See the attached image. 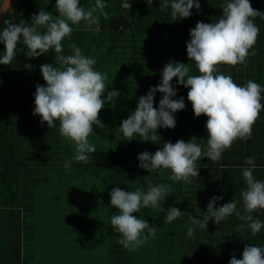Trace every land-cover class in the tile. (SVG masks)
Segmentation results:
<instances>
[{
    "label": "trees",
    "instance_id": "16d2710c",
    "mask_svg": "<svg viewBox=\"0 0 264 264\" xmlns=\"http://www.w3.org/2000/svg\"><path fill=\"white\" fill-rule=\"evenodd\" d=\"M104 2L107 20L99 12L94 13L99 16L98 24L87 26L81 22L74 25L71 40L65 38L62 42L63 54H73L68 45L74 43L83 55L96 59L95 70L107 74V89L102 97L106 102L99 113L104 127L93 125L89 140L97 151L88 164L73 161L71 168L65 170V161L74 156L73 144L59 134L58 122L56 127L49 129L46 123L41 124V117L33 114L36 85L46 86L40 67L46 63L55 66L54 50L29 58L25 55L27 48L21 42L12 64L0 65V264H29L27 249L34 243L36 247L38 243L47 244L36 230L34 219L40 216L39 202L53 190L52 187L56 188L53 192L69 194L74 204L76 194L83 197L87 191L86 198L89 199L81 211L61 217L65 219L64 229L54 227L61 240L57 243L60 252L56 256L64 257L70 263L81 264L80 261L85 260L86 264H229L233 256L242 259L245 245L264 247V227L253 236L248 222L238 219L235 213L218 225L210 220L207 229L196 227L193 236L187 234L192 226L191 217L202 219L214 196L223 197L217 207L235 200L237 210L244 214L240 193L247 188L242 174L248 167L244 163L246 158H255L253 175L264 181V110L253 126L251 139L235 141L218 162L207 157L199 159L196 162L199 177L191 178V183L187 184L169 179L171 170L148 172L141 169L137 159L144 151L154 154L163 143L188 142L192 137H196V142L206 150L207 117L194 115L187 100L189 89L178 85L177 78L172 81L177 90L174 99L183 97L186 106L173 114L175 128H159L157 135L161 139L157 143L144 142L138 136L131 141L125 140L120 130L122 120L134 112L139 98L160 84L167 63L189 64L190 74H200L187 56L190 29L197 22H216L222 16L221 5L226 0H199L198 12L193 8L189 18L176 21L171 18L170 2L168 9L161 11L163 0H153L151 5L146 0H129L130 10L122 8L123 0ZM249 2L254 9L264 12V0ZM94 4L95 0H80V6L86 10ZM11 9L0 20V31L6 19H11L14 24L21 20L30 24L32 16L40 9L58 15L55 0H12ZM254 23L260 29L254 46L256 55L250 56L246 65H220L219 71L232 76L240 86L253 80L264 87V19L256 17ZM3 50L4 45L0 44V56ZM113 90L120 95L108 102L107 92ZM162 95L156 93L154 107H159ZM148 180L153 185H171L173 191L161 205L163 212L149 207L133 213L158 230L154 238H149L138 250L129 252L117 243L122 236L111 226V216L118 214V210L111 206L109 193L115 187L125 191L142 188L147 192ZM169 207H176L185 214L170 224L164 223ZM252 215L264 224V210ZM241 224L243 229L237 231ZM47 229L49 231L46 225L45 231ZM77 235H84L85 242L83 239L75 242ZM90 238H96L102 248L81 245L93 240ZM66 260L63 263H67Z\"/></svg>",
    "mask_w": 264,
    "mask_h": 264
},
{
    "label": "clouds",
    "instance_id": "9594fccd",
    "mask_svg": "<svg viewBox=\"0 0 264 264\" xmlns=\"http://www.w3.org/2000/svg\"><path fill=\"white\" fill-rule=\"evenodd\" d=\"M171 4L172 21L189 18L192 9L200 10L199 0H163L161 11ZM148 5L153 0H146ZM122 8L131 9L129 0H123ZM0 7H7V0H0ZM107 4L104 0H95L94 6L85 9L80 0H55L54 16L51 12L40 9L34 14L31 23L23 20L14 24L11 19L4 20V28L0 31V44L4 45L0 65H10L17 55L18 44L27 48L25 55L29 58L45 55L50 50L55 52V66L43 64L40 71L46 86L37 84L34 93V115L41 117V124L46 123L49 129L59 123V134L73 144L75 152L71 160L64 163L65 170L71 168L73 161L88 164L92 154L97 151L89 137L93 134V125L103 128L99 113L105 106L104 96L107 85V74L95 70L96 59L85 56L74 44L69 43L71 55L63 54V41L71 40L74 28L81 22L87 25L99 23V12L107 20L104 11ZM222 16L216 22H197L190 29V40L186 42L187 56L194 62L199 75L190 74V65L182 62L167 63L161 73V82L150 88L145 96L139 98L134 112L122 120L120 130L125 140L131 141L139 137L144 142L157 143L160 136L159 128L173 129L176 126L174 113L185 109L184 98L174 99L177 90L172 81L188 88L187 100L191 103L194 115L207 117L206 150L192 137L188 142L178 140L175 143H163L154 154L147 151L138 154V167L148 172L159 169L171 170L174 182L191 183V178L199 177L196 162L207 157L218 162L222 154L230 150L237 140L247 141L252 137V129L264 110V87L253 80L244 86L234 82L232 76L219 71L220 65H246L250 56H255V45L260 29L254 23L256 17L264 19V12L254 9L249 0H226L221 5ZM40 29L44 31L41 32ZM162 93L159 107H154L156 93ZM120 93L108 91L106 100L114 101ZM254 157L245 159L248 167L243 169L246 190L240 193L243 201L244 214L237 210V201L216 204L223 197H212L207 205L203 218L191 217L192 226L188 228V236H193L195 228L207 229L213 220L217 225L233 213L238 219L248 222L253 236L259 233L264 224L255 219L252 213L264 210V181L257 180L253 172L256 168ZM148 190L136 188L125 191L115 187L109 193L111 206L118 214L111 216L110 223L122 238L117 241L129 252L136 251L154 238L158 228L149 224L146 219L137 218L133 213L141 208H152L163 212L162 203L173 191L171 185H153L146 181ZM102 202V201H101ZM185 212L176 207H169L164 223H172ZM244 225H238L241 231ZM229 264H264V247L245 245L242 259L233 256Z\"/></svg>",
    "mask_w": 264,
    "mask_h": 264
},
{
    "label": "rangeland",
    "instance_id": "374dc122",
    "mask_svg": "<svg viewBox=\"0 0 264 264\" xmlns=\"http://www.w3.org/2000/svg\"><path fill=\"white\" fill-rule=\"evenodd\" d=\"M89 26V25H87ZM55 187H52L53 190L47 192V195H44L39 202V217H36L34 219L35 221V226L36 230L40 232L43 237L41 238L43 243L47 244H42L38 243L37 247L36 244L34 243L31 245L27 251L30 254L29 257V264H74L70 263L64 257L56 256L57 252L59 251V242L61 240L59 239L60 234H58L56 231H54V227H65L63 225L64 220L61 217L65 216V214L69 215H74L76 212L79 210L81 211V208L84 207V205H87L89 199L86 198L87 191L85 192L84 196H79L77 195V199L75 200L76 204H74L70 199H69V194L65 195V193H57L53 192ZM74 196V195H73ZM59 214V215H58ZM83 215V213H82ZM46 225L49 227V231L46 230ZM77 239L74 237V241L77 242V240H82L85 242V236L84 235H77ZM93 239L87 243L81 244L86 245V246H93L97 249L102 248V244L96 242V238H90ZM58 243V244H57ZM81 245H77V247H81ZM44 250H47L48 253L45 254H40L39 252H42ZM71 257L74 256V254L70 253ZM54 258V260H52ZM67 261V263H63V261ZM81 264H86L87 261H80ZM75 264H80L76 262Z\"/></svg>",
    "mask_w": 264,
    "mask_h": 264
},
{
    "label": "water",
    "instance_id": "95a60500",
    "mask_svg": "<svg viewBox=\"0 0 264 264\" xmlns=\"http://www.w3.org/2000/svg\"><path fill=\"white\" fill-rule=\"evenodd\" d=\"M11 1L12 0H7V7H0V20L6 14L8 9H10L12 11V9H11Z\"/></svg>",
    "mask_w": 264,
    "mask_h": 264
}]
</instances>
